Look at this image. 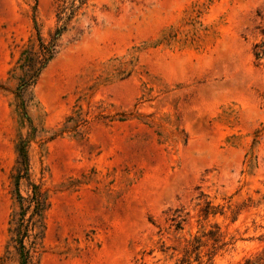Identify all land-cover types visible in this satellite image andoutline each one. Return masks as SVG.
<instances>
[{"label":"rangeland","instance_id":"1","mask_svg":"<svg viewBox=\"0 0 264 264\" xmlns=\"http://www.w3.org/2000/svg\"><path fill=\"white\" fill-rule=\"evenodd\" d=\"M55 25L0 0V264L22 142L39 264H264V0H93L20 98Z\"/></svg>","mask_w":264,"mask_h":264},{"label":"trees","instance_id":"2","mask_svg":"<svg viewBox=\"0 0 264 264\" xmlns=\"http://www.w3.org/2000/svg\"><path fill=\"white\" fill-rule=\"evenodd\" d=\"M93 0H55L56 25L49 34L47 41L43 40L37 30L38 44L26 52L23 68L26 78L22 80L18 88V96L23 97L27 88L33 84L42 69L48 64L56 52V46L60 36L66 32L70 24L83 14ZM258 47L255 57L258 59L264 55V50ZM21 105L23 103L21 102ZM25 142L18 149V167L15 175L16 201L18 210L13 213L10 221V238L3 261L13 252L17 264H39L38 256L42 243L43 214L49 205L48 195L39 184H35L29 177L28 156L25 150ZM26 185V196H22L19 188L21 183ZM209 206L204 208V214L209 212ZM9 247L12 248L9 249Z\"/></svg>","mask_w":264,"mask_h":264}]
</instances>
